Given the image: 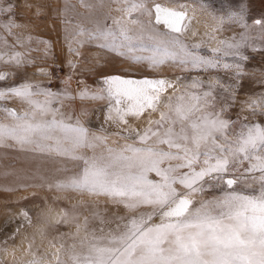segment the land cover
<instances>
[{"label":"snow or ice","instance_id":"6c2138e0","mask_svg":"<svg viewBox=\"0 0 264 264\" xmlns=\"http://www.w3.org/2000/svg\"><path fill=\"white\" fill-rule=\"evenodd\" d=\"M116 2L124 5L117 9L123 16L113 20L117 28L98 27L88 37L133 63L208 69L220 66L227 56L247 59L239 51L243 36L234 43L219 41L210 55H201L203 41L185 43L181 39L188 29L185 4L169 8L149 0ZM12 7L0 4V14L11 13ZM245 12L242 6L226 19L247 28ZM139 16L148 17L147 24ZM213 19L223 24L225 17ZM254 24L264 30V20ZM18 26L12 19L4 25L9 33ZM130 26L138 27L139 33L130 35ZM136 52L148 55L136 56ZM0 62L19 67L23 57L18 52L7 59L0 55ZM223 67H234L239 78L240 63ZM6 79L0 73V81ZM101 84L91 95L82 90L79 98L106 101L105 121L135 132L137 139L119 148L107 146L103 130L91 132L79 118L73 121L54 107L71 98L66 92L29 82L0 90V101L17 99L26 105L22 111L0 107L5 114L0 120V146L11 142L21 150L79 161L78 171L49 188L104 196L138 213L104 236L86 235L80 241L81 251L70 254L72 264H264V125L241 122L236 130L223 118V109L215 111L212 85L203 92L191 90L203 88L200 80H193L184 91L167 78L111 75ZM244 106L253 109V115L256 109L264 114V94L250 98ZM154 114L158 119H153ZM129 118L144 119L146 127L131 129ZM120 138L127 141L131 135ZM101 145L105 151L96 155ZM85 149L93 155H84ZM151 174L158 179H151ZM241 182L251 191L237 187ZM206 186L220 187V195L197 204L193 197ZM22 214L27 218V213ZM30 264H40L39 258ZM57 264L63 262L57 259Z\"/></svg>","mask_w":264,"mask_h":264},{"label":"rangeland","instance_id":"374dc122","mask_svg":"<svg viewBox=\"0 0 264 264\" xmlns=\"http://www.w3.org/2000/svg\"><path fill=\"white\" fill-rule=\"evenodd\" d=\"M152 2L169 8L185 4L187 12L194 10L193 12L198 14L201 22L211 30L208 33L198 30L194 36L182 35L181 39L189 45L205 42L199 49L201 55H210L211 49L219 46V41L234 43L240 41L243 36L245 42L239 51L247 59L240 60L238 56H227L223 58L220 66L208 69H183L171 64L150 68L146 63H133L130 58L117 55L110 49L98 47V41L89 40L88 34L95 32L98 27H109L114 30L117 28L113 20L123 16V13L117 9L123 8L124 5L116 0H0L3 7L13 6L11 13L0 14V55H4L7 59L9 55L18 52L23 57V63L19 67L14 63L0 62V73L7 75L6 80L0 81V90L10 85L29 82L53 92H66L71 98L62 99L61 102L54 104V107L60 108L66 116H71L73 121L79 118L91 132L100 134L103 130V135L108 137L107 146L112 148H119L125 143L136 140L135 132L130 133L124 126L117 127L115 123L105 121L106 101L79 98L82 90L87 89L91 95L102 86V80L111 75L130 78H167L176 83L181 91H184L193 80H200L203 81V88L191 90L203 92L212 85L215 111L220 112L223 109V118L230 120L236 130H239L241 122L264 125V114H261L259 109H256V115H253L254 110L244 106L245 101L264 94V30L254 24L257 19L264 20V0H149L150 4ZM242 6L246 9L247 28L242 27L238 22L226 19L230 12L239 11ZM214 16L225 17L223 24H218L217 20L213 19ZM133 18H137V14L134 13ZM9 19L19 25L13 27L10 33L4 27ZM138 19L144 24L148 22L146 16H139ZM130 27H132L130 35L139 33L138 27ZM214 28L218 30L214 32ZM81 30L84 35L79 34ZM134 55L146 56L148 53L136 52ZM224 63L242 65L238 79L236 69L233 67L226 70L223 67ZM0 107L22 111L26 105L17 99H9L0 101ZM82 112H87V115H81ZM4 116L5 114L0 112V120H3ZM153 119H158V114H154ZM139 122L129 118V126L135 131H142L146 127V124ZM129 135L131 139L127 141L120 138ZM96 148L105 149L103 145ZM87 152L93 153L91 149L84 150L85 154ZM49 159L53 160L55 167L60 163L64 165L73 161L56 155L21 150L11 145V142L9 146H0V184L5 183V178L11 180L17 172H22L28 166L49 167L51 164ZM80 166L81 162L79 168ZM75 171L70 167L65 168L67 176ZM150 178L158 179L155 174H151ZM55 182L0 191V233L5 236L12 233L13 226H30L40 216L35 207L44 205L46 200L52 204L56 203L57 206L62 205L70 213L85 215L84 224L79 231L60 224L62 231L52 240L53 245L58 248V255L47 256L49 264H57V259L63 264H72L70 254L73 250L81 251L80 241L86 235L104 236L134 214H138L104 196H96L102 199L100 202L97 200L96 203L95 196L82 195L71 190L57 191L54 187L50 189L49 184ZM237 187L251 191L243 182ZM29 190L32 195L24 199L12 197L15 192H29ZM58 194L68 198H78L79 201H76L71 208L59 200ZM217 195H220V187L206 186V190L196 194L193 200L198 204L202 199H211ZM14 199L17 201L15 202ZM87 201L90 203L92 201V210L89 208L91 204ZM51 208L55 209L56 206L52 205ZM20 211L27 213V218ZM86 211H91L89 212L91 215L85 214ZM85 222H87L86 228ZM0 264L10 263H6L5 260L3 262L0 258Z\"/></svg>","mask_w":264,"mask_h":264},{"label":"bare ground","instance_id":"6f19581e","mask_svg":"<svg viewBox=\"0 0 264 264\" xmlns=\"http://www.w3.org/2000/svg\"><path fill=\"white\" fill-rule=\"evenodd\" d=\"M193 11L194 10L187 12L188 20H186V23L188 24V29L187 31L183 33V35L194 36V34L198 30L208 33L211 29L208 28L206 24L201 22L198 14H196ZM170 93L171 91L169 92V94ZM139 121H140L139 123L146 124L144 119H141ZM108 143L110 142L108 141ZM104 151L105 149L98 150V148H96L95 154L100 155ZM84 155L92 156L93 153L87 152V154L84 153ZM64 159H67V158H64ZM49 160L51 163L49 167L48 166L45 167L44 165H41L39 167L38 166H28L27 168L23 169L22 172L20 171L21 173L17 172L15 177H13L11 180L5 178V183L0 184V191L27 187L33 184H44L47 182L49 183L53 181L54 182L61 181L67 176L65 174L66 167H70L74 171L77 169L76 171H78V168L80 165L79 161H76V162L70 161V162L65 163L64 165L60 163L57 167H55L54 165L55 163L52 162L53 160L52 159H49ZM73 173L74 172H71V174H69L68 176L72 175ZM12 195H13L12 197H19V198L24 199L25 197L30 196L32 194H31V191L29 190V192L28 191L15 192ZM19 200L21 201V199ZM59 200L62 201L63 204L65 203L67 204V206H70L71 208H73L72 206L75 205L74 203H76V201L77 202L79 201L78 198L76 199L74 197L68 198V196L65 197L62 194L59 195ZM97 200L100 202V200L102 199L100 198L98 199L96 197V201H95L96 203H97ZM6 201H8V199H6ZM87 202L90 203V201H87ZM82 204H80V206H83ZM90 204L91 205L89 208L91 209V207H93L92 201ZM52 205H55L56 208L55 209L51 208ZM98 205L100 204L98 203ZM96 206H94V208ZM103 207L105 206L103 205ZM35 208L38 209L40 216L39 217L37 216L38 218H36L30 226H18V227L13 226L14 229L12 233L6 236L3 235V233H0V258L1 260H3V262L5 260L6 263L8 262L10 264H25V263L28 264L34 258H39L40 264H49V261H48L49 259L47 258V256L52 254L56 257L58 255V248L53 245L52 240L56 238L55 237L56 234H59L62 231L60 224L67 225L69 228L71 227L75 231H78V226L80 229L82 228V225L84 224V218H85L84 214L70 213L68 210H65V208L62 205L57 206L56 203L52 204L49 200H46L44 202V205L37 206ZM87 208L88 206L86 207V209ZM49 209H52V211H49ZM20 212L23 213L22 211ZM65 212L67 213L66 218L64 216ZM89 212L91 211H86L85 214L87 213L90 214ZM4 249H7V251H5Z\"/></svg>","mask_w":264,"mask_h":264}]
</instances>
